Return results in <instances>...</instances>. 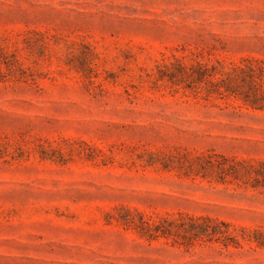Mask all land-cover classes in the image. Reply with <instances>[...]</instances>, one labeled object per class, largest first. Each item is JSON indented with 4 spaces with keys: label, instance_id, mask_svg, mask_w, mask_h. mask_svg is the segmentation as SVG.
Here are the masks:
<instances>
[{
    "label": "rangeland",
    "instance_id": "1",
    "mask_svg": "<svg viewBox=\"0 0 264 264\" xmlns=\"http://www.w3.org/2000/svg\"><path fill=\"white\" fill-rule=\"evenodd\" d=\"M0 264H264V0H0Z\"/></svg>",
    "mask_w": 264,
    "mask_h": 264
},
{
    "label": "trees",
    "instance_id": "2",
    "mask_svg": "<svg viewBox=\"0 0 264 264\" xmlns=\"http://www.w3.org/2000/svg\"><path fill=\"white\" fill-rule=\"evenodd\" d=\"M172 70L173 72L168 77H169V81L175 85L176 83H180L178 81L185 82L186 80H192L196 82H205L208 79V77L212 76V74H210L207 70H203V69H191L189 73V71L185 70V68L177 66L175 68L173 67ZM194 221L203 222L205 224L210 223V220L207 218H199V219H195ZM200 233L209 235L208 229L204 227L201 228Z\"/></svg>",
    "mask_w": 264,
    "mask_h": 264
}]
</instances>
